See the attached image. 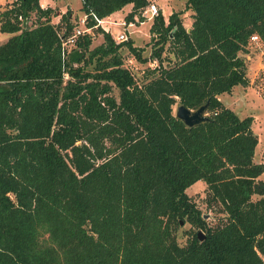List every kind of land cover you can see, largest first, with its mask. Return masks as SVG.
Here are the masks:
<instances>
[{
  "label": "trees",
  "instance_id": "obj_1",
  "mask_svg": "<svg viewBox=\"0 0 264 264\" xmlns=\"http://www.w3.org/2000/svg\"><path fill=\"white\" fill-rule=\"evenodd\" d=\"M128 2L126 19L142 18L149 0L80 7L93 26V13ZM186 4L189 28L181 10L155 15L149 56L99 23L102 41L91 46L84 32L63 53L70 9L40 0L0 9V30L11 32L0 42V264H264V162L254 160L253 116L219 97L249 84L242 53L253 34L264 45V0ZM122 44L142 61L158 58L140 80ZM175 101H208L209 118L188 126ZM199 179L207 204H220L216 224L186 191ZM181 220L203 239L192 230L179 243Z\"/></svg>",
  "mask_w": 264,
  "mask_h": 264
},
{
  "label": "rangeland",
  "instance_id": "obj_2",
  "mask_svg": "<svg viewBox=\"0 0 264 264\" xmlns=\"http://www.w3.org/2000/svg\"><path fill=\"white\" fill-rule=\"evenodd\" d=\"M42 1L43 3H46L44 0ZM150 1L156 2L158 10L162 11L165 19H167L171 11L181 10L180 15L184 20V24L187 27L191 25L193 9L186 4V0H149V2ZM9 2L10 0H0V9L8 5ZM80 2L81 0H49V3L55 5L56 8L60 9V11L70 9V19L75 23L74 26L84 27V23L80 20V17L84 15L83 10L80 7ZM130 8L131 2H128L123 6L121 11L109 16H104V21L101 22L100 25L102 27H104L103 25H107L113 37L118 31L125 30L128 35L126 39L131 38L134 44L141 47V53L149 56L153 47L150 25L156 14L154 17L142 15V18L144 19H141L140 15L136 14L138 19L133 18V23L128 24L125 14ZM55 17L57 19L59 16L56 15L54 18ZM28 19L29 20H27L26 23L23 22L25 25H30L34 22L32 16ZM54 22H59V20H55ZM63 23L64 22H62V25ZM62 29L63 26L59 30L62 32ZM90 33L92 34L91 46H94L102 41L103 33L97 29L96 24L91 27ZM10 34V31L0 30V42ZM114 39L116 40L115 37ZM257 45V42L250 41L248 51L242 53L246 61V73H248L250 79L249 84L236 85L232 89L231 93L224 92L221 99L226 106L235 111L240 117H244L246 115L253 116L251 129H253L259 137V142L256 145V156L254 155V160L256 162H264V73L261 70V65L264 62V45ZM120 52L123 56L124 64L132 69L137 80L142 78L146 65L152 66L158 61L157 57H149L146 61L138 59L126 44H122L120 46ZM162 55L164 57L163 61L166 63L168 61L166 57L171 56L172 52L169 48H165ZM154 59L156 62H153ZM113 93L118 95V87H113ZM177 102L178 101H175L173 103L174 112ZM261 177L264 179V173ZM186 191L190 198L202 210L208 222L210 224H216L219 221L218 216H221L223 212L220 209L219 203H214L212 205L207 204L206 200L209 191L207 184L203 180L199 179L188 186ZM192 230H198V228L192 227L188 221H182V223H180L175 230V236L179 243H185Z\"/></svg>",
  "mask_w": 264,
  "mask_h": 264
},
{
  "label": "built area",
  "instance_id": "obj_3",
  "mask_svg": "<svg viewBox=\"0 0 264 264\" xmlns=\"http://www.w3.org/2000/svg\"><path fill=\"white\" fill-rule=\"evenodd\" d=\"M158 11H159L158 10V5L156 4V2L155 1H150L142 8L141 14L144 15V16H147V17H154V15L158 13ZM93 16L96 19V23L95 24H98V23L100 24L101 22L104 21V19L102 17L97 16L95 13H93ZM18 17L23 19V22H26L27 20H29L28 18L23 16L21 13L18 14ZM135 18L138 19V16L135 15ZM141 19H144V18H141ZM80 20H81L82 23H84V27L73 26L72 31L70 33H68L66 36L62 37L63 38L62 39V52L63 53L70 49V46L74 43L75 38L79 34L84 33V32H89L90 33V29H91L92 25H87L86 24V13H84V15H82L80 17ZM133 21H134L133 19H130V20H127V23L131 24V23H133ZM124 22H126V21H124ZM103 26H104V28L106 30H109L107 25H103ZM127 36L128 35H127L125 30L118 31L116 34H114V37L118 41L126 39ZM250 41L257 42L258 45H263L262 40L256 34L251 35ZM153 62H156V60L154 59ZM261 70L264 73V62L261 65Z\"/></svg>",
  "mask_w": 264,
  "mask_h": 264
},
{
  "label": "water",
  "instance_id": "obj_4",
  "mask_svg": "<svg viewBox=\"0 0 264 264\" xmlns=\"http://www.w3.org/2000/svg\"><path fill=\"white\" fill-rule=\"evenodd\" d=\"M207 105H208V101H204L200 103L197 107L193 108L179 101L176 103V106H175V114L178 117H180L185 122L186 125L192 126L195 123H198L200 121H203L209 118V114L206 111ZM248 132L253 133L254 130L249 129ZM180 223H182V220ZM197 234L200 237V239H203L201 229L198 230Z\"/></svg>",
  "mask_w": 264,
  "mask_h": 264
},
{
  "label": "crops",
  "instance_id": "obj_5",
  "mask_svg": "<svg viewBox=\"0 0 264 264\" xmlns=\"http://www.w3.org/2000/svg\"><path fill=\"white\" fill-rule=\"evenodd\" d=\"M44 2H46V3H43V1L40 0V3H41L42 6H47L48 4L53 5V4L49 3V0H44ZM80 6H81V2H80ZM122 8H123V7H122ZM122 8L117 9V10H114V11L110 12L109 14H107V15H105V16H109V15H111V14H114V13L118 12V11H121ZM83 13H84V12H83ZM56 15L59 16V17H57V19H56V17L54 18V16H56ZM54 16H53V18H52L53 21H55V20H59V18H60V13L55 14ZM102 18L104 19V16H103ZM8 36H9V35H8ZM8 36H7V37H8ZM7 37H5L3 40H5ZM3 40H2V41H3ZM234 87H235V86H234ZM222 94H223L222 92L219 94V97H220V98H221ZM258 142H259V137H258ZM257 144H258V143H257ZM255 152H256V150H255ZM255 156H256V155H255Z\"/></svg>",
  "mask_w": 264,
  "mask_h": 264
}]
</instances>
